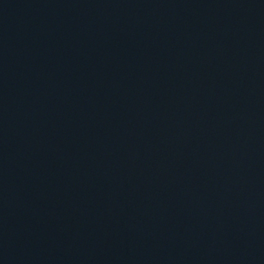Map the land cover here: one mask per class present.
Here are the masks:
<instances>
[{
	"label": "water",
	"instance_id": "obj_1",
	"mask_svg": "<svg viewBox=\"0 0 264 264\" xmlns=\"http://www.w3.org/2000/svg\"><path fill=\"white\" fill-rule=\"evenodd\" d=\"M0 264H264V0H0Z\"/></svg>",
	"mask_w": 264,
	"mask_h": 264
}]
</instances>
